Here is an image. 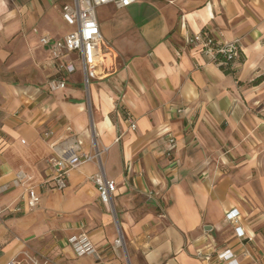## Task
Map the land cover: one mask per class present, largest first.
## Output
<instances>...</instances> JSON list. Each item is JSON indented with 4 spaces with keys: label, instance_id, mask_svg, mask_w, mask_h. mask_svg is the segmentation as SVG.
Returning a JSON list of instances; mask_svg holds the SVG:
<instances>
[{
    "label": "crops",
    "instance_id": "1",
    "mask_svg": "<svg viewBox=\"0 0 264 264\" xmlns=\"http://www.w3.org/2000/svg\"><path fill=\"white\" fill-rule=\"evenodd\" d=\"M72 1L0 0V209L20 207L0 212V264H227L215 257L226 249L236 264H264V227L247 217L257 196L237 185L252 183L256 161L230 158L264 146V0L98 6L115 71L84 85L77 69L51 91L54 68L39 37L72 29L60 12ZM200 32L239 39L231 72L187 41ZM71 135L82 152L102 150L100 160L70 170L62 190L45 187L51 144ZM18 170L40 195L33 208L11 186ZM96 173L116 183L111 210ZM232 207L240 237L224 220ZM80 232L95 253L75 255L67 238Z\"/></svg>",
    "mask_w": 264,
    "mask_h": 264
},
{
    "label": "built area",
    "instance_id": "2",
    "mask_svg": "<svg viewBox=\"0 0 264 264\" xmlns=\"http://www.w3.org/2000/svg\"><path fill=\"white\" fill-rule=\"evenodd\" d=\"M136 0H73L70 4L61 6V17L64 22L71 26L72 29L61 37H54L43 34L39 37L40 45L47 48L49 61L54 68V74L47 82V88L51 91L65 88L67 79L78 69L82 73L84 85L92 79H105L115 71L117 54L112 45L104 40L96 18V8L104 4H113L114 6L126 7ZM189 43L198 45L202 51L208 54L210 60L218 66L231 67V60L237 58L240 53L239 39L219 42L205 32L187 38ZM221 53L225 59L216 60V54ZM230 62V63H229ZM183 109H178L181 113ZM130 129H135V122L132 118L127 117ZM70 130V128H68ZM44 136H49L50 132L45 131ZM168 148L165 155L170 156L171 149L174 145V138L167 137ZM92 142L93 139L91 140ZM55 148L52 156L48 158L52 170V176L42 184L45 187L62 190L67 185V177L70 170L80 166L83 163L100 160L102 150L94 149L92 153L81 151V147L75 136L71 135L69 139L60 141V146L51 144ZM96 186L98 198L101 203L111 210L112 194L116 190V183L112 179H106L101 173L91 176ZM32 175L18 170L14 173L10 183L11 186L21 187V200L25 201L28 208H33L40 201V195L29 182ZM8 186L4 185L3 189ZM4 210H20L19 206L4 207ZM224 220L231 225L236 226V234L240 237L243 232L237 225L239 212L237 208L232 207L224 214ZM68 244L73 249L76 256L95 253V248L89 241L84 232L71 235L67 238ZM116 245L121 244V239L115 240ZM231 251L229 249L216 253L215 257L219 260H227V264H236L234 259H230ZM208 259V256H200ZM7 264H18L11 260Z\"/></svg>",
    "mask_w": 264,
    "mask_h": 264
},
{
    "label": "rangeland",
    "instance_id": "3",
    "mask_svg": "<svg viewBox=\"0 0 264 264\" xmlns=\"http://www.w3.org/2000/svg\"><path fill=\"white\" fill-rule=\"evenodd\" d=\"M46 79V77H45ZM250 155H252V159L256 161V165L252 168L250 178L253 179L252 183H239L237 184L240 187H247L248 184L252 186L253 192L257 196L256 199L250 200L249 203L250 210L254 209L255 214L251 213L247 214V217L251 220H259L264 227V146H255L254 150L249 151H237L236 157H230L232 160L244 161L248 160ZM246 191V190H244ZM246 194V193H245Z\"/></svg>",
    "mask_w": 264,
    "mask_h": 264
},
{
    "label": "trees",
    "instance_id": "4",
    "mask_svg": "<svg viewBox=\"0 0 264 264\" xmlns=\"http://www.w3.org/2000/svg\"><path fill=\"white\" fill-rule=\"evenodd\" d=\"M239 55H240V53H239ZM238 58H239V56H238L237 58L231 60V61H230L231 64H232L236 59H238ZM224 59H225V57H224L223 54H221V53H217V54H216V60H217V61H222V60H224ZM230 62H229V63H230ZM219 67H220L221 70L224 71V72H231V71H232L230 66H224L223 64H221V65H219Z\"/></svg>",
    "mask_w": 264,
    "mask_h": 264
}]
</instances>
